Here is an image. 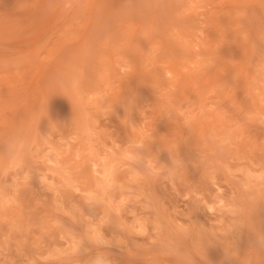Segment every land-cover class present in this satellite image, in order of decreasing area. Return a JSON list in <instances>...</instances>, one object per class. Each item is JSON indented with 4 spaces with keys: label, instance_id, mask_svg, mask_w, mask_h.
Instances as JSON below:
<instances>
[{
    "label": "rangeland",
    "instance_id": "obj_1",
    "mask_svg": "<svg viewBox=\"0 0 264 264\" xmlns=\"http://www.w3.org/2000/svg\"><path fill=\"white\" fill-rule=\"evenodd\" d=\"M0 264H264V0H0Z\"/></svg>",
    "mask_w": 264,
    "mask_h": 264
},
{
    "label": "bare ground",
    "instance_id": "obj_2",
    "mask_svg": "<svg viewBox=\"0 0 264 264\" xmlns=\"http://www.w3.org/2000/svg\"><path fill=\"white\" fill-rule=\"evenodd\" d=\"M251 37V36H250ZM252 54V53H251ZM253 56V55H252Z\"/></svg>",
    "mask_w": 264,
    "mask_h": 264
}]
</instances>
